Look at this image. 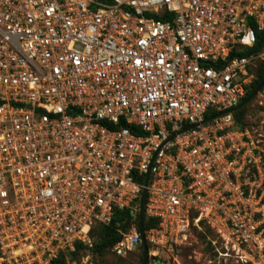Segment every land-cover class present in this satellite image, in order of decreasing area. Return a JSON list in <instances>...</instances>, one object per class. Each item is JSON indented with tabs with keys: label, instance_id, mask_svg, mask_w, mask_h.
<instances>
[{
	"label": "built area",
	"instance_id": "1",
	"mask_svg": "<svg viewBox=\"0 0 264 264\" xmlns=\"http://www.w3.org/2000/svg\"><path fill=\"white\" fill-rule=\"evenodd\" d=\"M258 35L264 0H0V264H52L123 210L111 252L141 247L154 152L244 99ZM145 218L149 257L204 219L264 264V152L233 113L161 146Z\"/></svg>",
	"mask_w": 264,
	"mask_h": 264
},
{
	"label": "rangeland",
	"instance_id": "2",
	"mask_svg": "<svg viewBox=\"0 0 264 264\" xmlns=\"http://www.w3.org/2000/svg\"><path fill=\"white\" fill-rule=\"evenodd\" d=\"M241 122L264 152V86L257 95L244 106ZM96 237L90 239L95 241ZM147 264H246L243 255L228 244L211 228L204 219L190 225L187 242L184 245L152 251ZM142 251L116 257L111 251L102 255L81 252L74 262L67 264H140Z\"/></svg>",
	"mask_w": 264,
	"mask_h": 264
},
{
	"label": "trees",
	"instance_id": "3",
	"mask_svg": "<svg viewBox=\"0 0 264 264\" xmlns=\"http://www.w3.org/2000/svg\"><path fill=\"white\" fill-rule=\"evenodd\" d=\"M264 46V40L261 35H258L257 41L252 49V51H258ZM264 75V63L258 62L257 69L255 73L254 81L247 87L246 95L247 97L253 89L257 86L259 81ZM244 97V98H245ZM244 107L233 113V119L235 122V127L237 129H244V124L241 122ZM210 115H214L213 112H208L204 119ZM141 183L144 181L141 180ZM136 222V218L133 217L129 210L115 211L108 225L95 224L89 231V238L96 237V240L91 242L89 245L76 242L73 251L59 256L52 264H67L74 262L81 252H89L95 255H102L106 251H111V248L120 240V233L127 231L132 224ZM157 219L145 218L143 221V226L145 229L152 228L156 226ZM142 251V248L140 247ZM142 261V259H141ZM141 264V262H140Z\"/></svg>",
	"mask_w": 264,
	"mask_h": 264
},
{
	"label": "water",
	"instance_id": "4",
	"mask_svg": "<svg viewBox=\"0 0 264 264\" xmlns=\"http://www.w3.org/2000/svg\"><path fill=\"white\" fill-rule=\"evenodd\" d=\"M263 86H264V75H263L262 79L259 81V83L257 84V86L253 89V91L247 97L242 99L237 106H235V107H233V108H231V109H229L227 111H223V112H220V113H217V114H214V115H210L207 118L203 119L200 123H195V124H192V125L185 126L182 129H180L179 131L171 133L166 138V140L158 147L156 152H154V154H153V156L151 158L148 170H147V172L145 174V178H144V182H143V188L141 190L140 197H139V211H138V215H137V230H138L140 238H141V248H142V261H141V264H147V261L149 259L148 249H147L144 237H143V231H144V227H143L144 206H145L146 197H147V186H148V182H149V178H150V169H151L153 160H154L157 152L161 148V146H163L165 143H167L168 141H170L171 139H173L177 135L183 134V133H185V132H187V131H189L191 129H194V128L200 126V125L207 124L210 121H212V120H214V119H216L218 117L223 116L224 114L234 113V112L242 109L247 103H249L257 95V93L260 91V89Z\"/></svg>",
	"mask_w": 264,
	"mask_h": 264
},
{
	"label": "flooded vegetation",
	"instance_id": "5",
	"mask_svg": "<svg viewBox=\"0 0 264 264\" xmlns=\"http://www.w3.org/2000/svg\"><path fill=\"white\" fill-rule=\"evenodd\" d=\"M137 249L139 250V249H140V247H137Z\"/></svg>",
	"mask_w": 264,
	"mask_h": 264
}]
</instances>
